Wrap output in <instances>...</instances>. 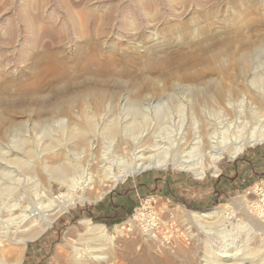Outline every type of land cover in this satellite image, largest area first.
<instances>
[{"label":"rangeland","instance_id":"1","mask_svg":"<svg viewBox=\"0 0 264 264\" xmlns=\"http://www.w3.org/2000/svg\"><path fill=\"white\" fill-rule=\"evenodd\" d=\"M24 1L16 0L21 3L16 7L25 5ZM37 1L44 2L47 9L45 32H40L43 28L37 22L28 27L22 23V17L14 14L18 13L13 9L15 0H0V73L9 74L0 83V153H7L6 147L15 148L19 154L11 158H16L19 168L25 170H20L23 177L13 173L17 188L13 196L0 189V264L14 261L15 247L8 244L7 233L15 231L20 220L11 222L6 214L17 196L23 195L22 205L31 201L23 205L29 212L38 208L33 203L40 198L35 199L36 194L42 195L51 187L53 198L66 194L68 189L59 179L68 181L83 174L93 178L86 189L91 201L81 203L76 199V206H68L43 236L28 244L21 264H129L133 257L130 243L135 244V255L143 253L142 230L149 213L160 218L161 240H170L173 250L178 246L190 252L197 249L196 242L185 238L190 230L197 234L196 227L185 221L187 210L193 209L176 199L168 202L160 198L156 191L161 189L155 187L123 222L125 236L118 247L95 253L101 257L99 260L87 261L83 255L80 261L79 251L88 248L80 237L87 225L77 221L85 209L131 178L147 173L175 180L197 178L194 171L177 166L188 159L199 166L204 177L214 169L209 158L212 150H230L252 133L264 135V121L253 119L245 124L248 127L228 124L237 115L248 116L252 105L264 119V0ZM64 2L69 3L68 8L71 5L73 21ZM34 3L31 19L35 16ZM93 16L96 19L90 27ZM93 52L96 60L86 67L85 60ZM33 61L39 65L36 74L26 75L25 69ZM194 134L197 143L186 149L184 143ZM139 141L164 147L158 145L160 152H155V158L166 157L170 163L129 175L114 187L99 179L103 174L100 155H106L107 166L115 174L130 170L133 157H128L123 147ZM91 146L96 147L93 163ZM253 146H264V142ZM67 156L71 165L64 161ZM223 156L221 161L230 158L227 153ZM173 161H178L177 165L173 166ZM101 189L105 193H100ZM231 203L237 216L221 235L224 243L232 251L243 237L251 252L261 251L264 177L251 189L202 211ZM138 214V220L134 219ZM131 219L134 226L128 222ZM239 225L243 226L240 231ZM75 226L77 231L67 230ZM204 239L196 235L199 242ZM261 254L254 257L255 264H263Z\"/></svg>","mask_w":264,"mask_h":264},{"label":"bare ground","instance_id":"2","mask_svg":"<svg viewBox=\"0 0 264 264\" xmlns=\"http://www.w3.org/2000/svg\"><path fill=\"white\" fill-rule=\"evenodd\" d=\"M25 1H24L25 5L22 4V6L16 7L18 5V3L19 4H21V3L20 2L17 3L15 0L14 5H13V9L17 10L18 13L15 11L14 14L22 17V19L24 20V22H22V23L23 24L25 23L26 27H28L29 23L37 22L36 24H38L40 27L42 26V28H43V30H41V31L39 30L40 32L47 31L46 29H48V25L46 24L47 22L45 23V21H46L45 11L47 13V9L44 8L45 7L44 2L38 3L37 0H34L35 3L34 2L33 3L36 6V8H35L36 10H35V16L31 19V15L33 14V12H31L33 3H32V0H25ZM24 2H22V3H24ZM52 3H53V1H52ZM64 4L67 6L69 3L64 2ZM69 7L71 8V5H69ZM70 8H68V6H67L68 17L73 21L74 18H73V13L71 10L72 8L71 9ZM4 10L6 11V7H5V9H3V11ZM73 10H75V9H73ZM1 12H2V10H1ZM87 13H88V11H87ZM94 18L96 19V16H93L92 18H90V24H91L90 27L93 25L91 22H94ZM88 25H89V23H88ZM74 26H77V25H74ZM88 29L90 30V28H88ZM34 30H32V31H34ZM36 35H37V33H36ZM40 39H42V38H40ZM43 48H48L46 43L43 44ZM95 60H96V55L93 52L91 55H89L86 58L84 65L86 67H88L90 64H93L95 62ZM37 67H39V65H37V62L33 61L32 64H30L29 67L27 69H25L26 75L33 76V74H36L35 68H37ZM16 68H18V67H16ZM8 75L9 74H6V73H3V74L0 73V83L3 79L8 77ZM20 81H21V78H20ZM262 101L264 103L263 99H262ZM0 105H2L1 100H0ZM249 108H250V112L248 111V113H249L248 116L237 115V116H235V118L233 120L229 119L230 121L228 122V124H231V125L239 124V126H240V124H243V126L245 127L247 124H249V122H252L251 120H253V119H255L257 123H263L264 119L260 115V113L258 112V110H257L258 108L256 106H253V105H252V107H249ZM254 124H255V122H254ZM248 126H246V127H248ZM250 127H253V126L250 125ZM210 131H212V130H210ZM211 133L213 134V136L215 135L214 130ZM255 134H257V133H255ZM255 134L252 133L248 138H246V140L244 142L243 141L239 142L235 147H233V145H232L233 148L231 147L232 149H230V150H229L230 147L228 146L229 147L227 149L228 151L223 149V147H222V149L221 148L220 149L215 148V150H212L211 153H209V158H210V161L212 163V164L211 163L210 164H211V167L214 168L216 174L219 173V171H220L217 163H219L224 158V156H223L224 153H227L231 159H236L240 154H242L246 150V148L248 146H253L254 144L259 143V142H264V135H261V134L255 135ZM195 135L196 134H194V136L191 140H189V141L187 140L186 142L184 141L185 142L184 144L187 145L186 149L190 148L191 145L197 143V142L194 143V141L196 140ZM217 135L219 136V134H217ZM147 136H149V135H147ZM153 138H154V135H153ZM156 138H158V137H156ZM183 140H185V138ZM196 141H198V140H196ZM161 142H163V141H161ZM137 143L138 142H136V144H133L131 146H130V144L129 145L126 144L125 147H123V151L128 155V157H130V156L133 157L134 165L130 170L122 169L120 171V173H118V174L117 173L115 174L113 172L111 166H107V165H109V161H108V158H105L106 155L105 154L100 155V159H101L100 160L101 161L100 167L103 171V174L99 177V179L104 181L105 183L111 182L113 184V187H114L119 181H125V179L129 175H133L135 173H140V172H143L145 170L164 168L165 166L168 165V162L170 163V160L165 159L166 157L163 159L155 158V156L158 155V154L155 155V152L156 151L160 152L159 148H158L160 146L159 144H158L159 145L158 146L154 143L153 144L152 143L147 144L148 142L147 143L146 142L141 143V141H139L140 144H137ZM6 148L8 149L7 153H5V154L0 153L1 154L0 155V189L3 191V193H8L10 196H13L17 190V188H15L16 185H15V182L13 180V177H14L13 173L14 174L17 173V174L21 175L20 170H23V169L19 168V165H18L19 161H17L16 158H11L14 154H17V153L19 154V152L16 151L15 148L14 149L10 148V147H6ZM95 148L93 146H91V148H90V151H92L90 154V158H91L90 162L91 163H93V161L97 159V157L94 153ZM161 148H164V147H161ZM166 148H167V146H166ZM165 150H162V151H165ZM190 154H192V153H189V155ZM170 155H172V154H170ZM160 158H162V155ZM181 158H184V156H181ZM188 160H190V159H188ZM188 160L181 161L180 164H178V165H177L178 161H173L172 165L173 166L177 165L179 169L184 170V171H194V173L196 174V177L198 179H202L203 172L200 171L199 166L195 163H191ZM64 161H65V163L71 165V161H70L69 156H67ZM89 164H88V166H89ZM73 170H74V172L76 171V169H73ZM23 171H25V170H23ZM83 175H79L77 177L74 176L75 178H70L68 181L71 184H68L67 180L59 179V182L67 187L68 192H66V194H62L60 196H55L56 199L52 197L53 187L48 188L47 190H43V192L41 193L42 195L36 194L35 199L37 197L38 198L40 197V198L37 199L35 202H33V203H36V205L38 206V208H36V206L34 204V208H36L35 210H31L28 212V207L26 205L23 206L26 202H28V201H26V199H25L26 202L22 205L23 202L20 199H22L23 195L21 196L19 194L16 199L14 198L15 200L13 201V204L11 203L12 200L10 201V204H12V205L9 207L11 210L8 212V214H6V217H8L7 219L11 222H13L14 220H20V222H19L20 226H18L15 229V231H13L12 233L11 232H10V234L7 233V235H8L7 242H9L8 244L15 247V250H14L15 251V257H14V261L12 264H21V262H22L21 258L23 257L25 249L27 248L28 244L30 242H34V241L38 240L41 236H43V234L46 233V231L49 229V227L63 213H65L68 210V206H76V199H78L81 203H84L86 201H91L88 199V197H86V189L90 186V184L93 183V178H92V176L90 178H87V177H84ZM26 176H27V174H26ZM18 177H16V178H18ZM28 182H26V183H28ZM23 189H22V191H23ZM25 191H28V189ZM104 191L105 190L101 189L100 193H105ZM29 192L31 193L30 190H29ZM22 194L26 195L25 193H22ZM27 194H28V192H27ZM16 195H17V193H16ZM3 196H5V195H3ZM30 203H31V201H30ZM232 204L233 203L225 204V205H222L219 207L212 208V209L207 210V211L187 210L185 221H188L189 224H193L196 227V232H197V234H195L193 232V230L192 231L190 230L185 235V238L187 240H192L193 243L196 242L195 244L197 245V249H195L191 252L184 250L182 248L183 246L182 247L178 246V247H176L175 250H173L174 247L170 246L172 244V242L170 240L169 241L168 240L162 241L161 240L162 238L158 232V230L163 226L160 223L161 222L160 218L158 216H156L154 213L147 214L149 220L145 221V223L143 225V230H142L143 233H142V238H141V243L143 244L141 246H144L143 250L141 249L143 251V253L135 255L133 252L135 249V244L130 243L129 244V252L132 253L133 257L131 256L132 258H131L129 264H255L256 261L254 260L255 259L254 257L261 254V251L264 248L261 251L258 249H255V247L257 245L256 244L255 247H253L256 251L253 250V252H251L250 251L251 249L249 247H247L248 246L247 243H249V242H247L245 240V238L241 237L239 242L236 240L238 242V247H235V248L233 247L234 250L231 251L232 247L229 248L228 246H226V243H224L225 237L222 238V236H221L223 234V231L225 230L226 225L229 223V221L234 216H237L235 211H232V208H233ZM37 210H40V211L36 214L35 211H37ZM261 213L262 212L259 211V214H261ZM142 215H143V212H142ZM183 215H185V213ZM138 216H139V214L136 215L134 217V219L138 220ZM9 221H7V223ZM128 222L131 223L132 226H134V220L133 219H131ZM84 223L87 224V226H86L87 229L85 230L84 233H80V237H82L83 241L88 245L87 246L88 248L86 250H84L83 252L79 251L81 253V256L79 257L80 261L84 257L83 255L86 256L85 258L87 259V261L101 259V257L96 256L95 253L103 251L107 247L117 248L118 244H119V240L125 236V232H124L125 223L120 224V225H116L112 232H110L109 229L105 225L97 224V223L94 224L91 222L90 219L83 220V224ZM240 225L237 226V228H239V231H240V229H243V226H240ZM187 229H191V226L188 227ZM260 229H262V231H263V227H260ZM239 231H237V232H239ZM198 234L203 235L205 237V239L202 242H199V240H196V235H198ZM253 234L254 235L257 234L256 236L259 235L258 233H253ZM7 235H5V236H7ZM240 236H242V235H240ZM2 237L5 238L4 236H2ZM170 237H168V238H170ZM231 239H233V238H231ZM232 244H233V242H232ZM235 244L236 243H234V246H235ZM262 255H264V254H261L259 257L261 258ZM260 260H261V262L263 261V264H264V257ZM102 264H113V263L112 262H106V263H102Z\"/></svg>","mask_w":264,"mask_h":264},{"label":"crops","instance_id":"3","mask_svg":"<svg viewBox=\"0 0 264 264\" xmlns=\"http://www.w3.org/2000/svg\"><path fill=\"white\" fill-rule=\"evenodd\" d=\"M218 167V176L213 169L201 180L193 177L175 180L171 176L153 173L131 178L105 194L94 206L85 209L77 223L86 226L83 220L90 219L91 222H101L108 229L123 223L154 187L161 189L156 193L168 202L176 199L186 208L196 211L209 209L251 189L264 177V146L249 147L236 159L219 162ZM70 229L74 232L79 228L75 226L67 230ZM31 261L34 262L33 258Z\"/></svg>","mask_w":264,"mask_h":264}]
</instances>
